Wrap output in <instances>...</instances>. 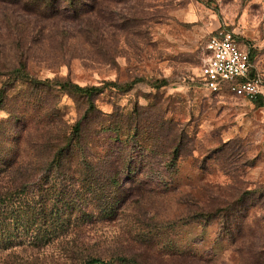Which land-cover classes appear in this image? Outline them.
Returning a JSON list of instances; mask_svg holds the SVG:
<instances>
[{
	"label": "rangeland",
	"instance_id": "obj_1",
	"mask_svg": "<svg viewBox=\"0 0 264 264\" xmlns=\"http://www.w3.org/2000/svg\"><path fill=\"white\" fill-rule=\"evenodd\" d=\"M12 2L0 0V61L29 77L0 74V197L36 206L38 229L0 264H264V97L201 76L220 27L264 74V0H81V18ZM68 80L103 86L79 135L88 100Z\"/></svg>",
	"mask_w": 264,
	"mask_h": 264
},
{
	"label": "trees",
	"instance_id": "obj_2",
	"mask_svg": "<svg viewBox=\"0 0 264 264\" xmlns=\"http://www.w3.org/2000/svg\"><path fill=\"white\" fill-rule=\"evenodd\" d=\"M11 3L15 2H21L22 4H25L26 6H31L30 8L32 10H39V12H48L49 17L53 18H68V17H77L81 18V10L79 8L81 0H8ZM45 10V11H44ZM252 58H253V53H252ZM254 60V58H253ZM17 74L18 76L21 77H29V72L26 70V63L20 61L19 65L15 67L14 69H7L4 64L1 63L0 61V74ZM58 84H61L63 87H69L72 91L78 92L80 94H83L86 96L88 100V108L87 112L84 113L83 118L77 120L75 124V133L80 134L81 127L83 124L84 118H86L88 115H90V112L95 111L96 109V98L95 94L99 91L102 90L103 86L96 85V84H90V85H81L76 82H73L72 80H68L65 82H59L57 81ZM115 84V83H114ZM3 91V88L2 90ZM222 91H227L226 89H222L216 92H222ZM263 94L259 95L255 100L263 98ZM262 102V99H261ZM175 127V126H174ZM181 132V131H180ZM175 133V134H180ZM174 134V135H175ZM175 157L172 159H176V156L179 155L181 146L183 142L182 140L177 141L175 139ZM26 184H23L21 191H26ZM245 193H243L240 197L239 200L242 201L245 196H243ZM10 195H5L0 197V249H7L11 246L21 244L22 242H17L14 244L13 238H17L18 235L21 236V232L23 233H29L30 231L36 228V222H32L27 216L32 213L33 214L37 213L36 206H21V205H14V203L9 202ZM37 217L34 216L32 220ZM230 219V217L228 218ZM69 220L64 221H58V222H51L49 223L50 226L49 229H51V233L47 235H40L37 231L31 236L29 243L33 244L35 246H39L42 244L47 243L50 240H53L55 237L52 236V234H55L60 228L67 229L69 227L68 224ZM228 223V220H227ZM46 230V229H45ZM115 259H118L122 262L126 261H136L134 258H129L127 256H118L116 258H110L106 259L100 256H91L90 258L86 259L84 264H108L113 262ZM136 264H141V263H136Z\"/></svg>",
	"mask_w": 264,
	"mask_h": 264
},
{
	"label": "built area",
	"instance_id": "obj_3",
	"mask_svg": "<svg viewBox=\"0 0 264 264\" xmlns=\"http://www.w3.org/2000/svg\"><path fill=\"white\" fill-rule=\"evenodd\" d=\"M204 49L201 76L210 91L226 89L250 99L264 93V74L255 64L251 48L235 30L216 29L206 39Z\"/></svg>",
	"mask_w": 264,
	"mask_h": 264
}]
</instances>
